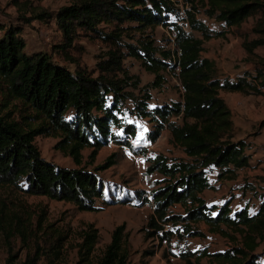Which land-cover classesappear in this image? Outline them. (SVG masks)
Masks as SVG:
<instances>
[{
	"label": "trees",
	"instance_id": "trees-1",
	"mask_svg": "<svg viewBox=\"0 0 264 264\" xmlns=\"http://www.w3.org/2000/svg\"><path fill=\"white\" fill-rule=\"evenodd\" d=\"M11 2L22 10L18 0ZM184 5L189 9L185 7L181 21L188 32L172 21L180 13L173 0H70L54 15L30 9V17L20 20L54 19L61 36L55 49L63 61L73 65V71L55 64L44 53L26 55L22 26L0 22V185H13L26 196L71 203L82 212L101 210L96 202H105L104 185L96 172L115 163L110 157L90 172L83 167L82 152L90 150L86 164L91 166L110 142L127 145L125 139L135 137V126L123 117L130 103L131 114L137 119L155 122L154 129L146 134L147 143H155L167 129L170 142L186 157L156 155L150 159L148 174L158 173L164 178L161 187L151 193L149 222L153 234L162 230L163 224L185 223L186 234L201 237L202 233L189 224L203 223L209 232L238 243L226 228L240 236V243L208 255L210 258L224 264H264V252H256L264 244V196L252 215L247 207L232 212L230 202L217 208L201 197L213 188L209 179L213 171H218V181L233 180L238 170L250 166L247 144L234 140L236 128L221 93L264 94V56L256 51L264 48V0H186ZM198 13L221 24L227 32H238L250 18H256L247 33H234L245 54L243 63L248 66L236 80L220 79L214 62L201 57L204 43L225 37L226 31L210 30L197 18ZM168 25L177 35L175 44L181 52L178 77L185 93L182 102L149 109L150 89L163 84L162 74L171 66L170 52L157 49L154 32ZM80 37L102 47L94 69L83 66L80 57L74 55L84 51L77 42ZM127 58L139 61L154 81L140 87L139 79L124 67ZM259 128L264 129V121ZM117 131H121L120 136ZM37 137L57 140L54 148L77 168L45 161L34 144ZM142 194L136 192V198ZM174 205L182 206L185 214H167ZM167 238L168 234L161 235V241ZM97 240L93 225L80 234L84 264H129L124 225L112 231L110 243L94 263ZM35 260L24 264H36Z\"/></svg>",
	"mask_w": 264,
	"mask_h": 264
},
{
	"label": "rangeland",
	"instance_id": "rangeland-1",
	"mask_svg": "<svg viewBox=\"0 0 264 264\" xmlns=\"http://www.w3.org/2000/svg\"><path fill=\"white\" fill-rule=\"evenodd\" d=\"M22 10L12 4L11 0H0V22L6 25L16 24L23 28L21 34L25 43L26 55L44 53L51 57L55 64L67 67L73 71V65L63 61L55 46L60 43V33L54 19L45 21L30 20L28 23L20 20L23 16L29 18L30 9L44 11L54 15L60 8L69 5L70 0H18ZM186 0H173L175 7L180 9L179 16L172 17L178 26H184ZM197 18L203 21L214 32H225L226 29L202 13ZM31 19V18H30ZM256 18H250L241 29L230 32L228 37L214 38L204 43L201 57L213 61L216 75L220 78L236 80L248 66L244 62V51L240 40L235 34H245ZM185 27V26H184ZM171 26L156 28L154 32L155 46L159 51H172V43L168 40L167 31ZM233 31V32H232ZM235 33V34H234ZM1 35V34H0ZM195 37H200L198 33ZM237 39V42L235 39ZM78 44L84 48L80 57L81 64L88 69H94L97 56L102 53V47L96 42H89L80 37ZM226 50V51H224ZM264 56V48L256 50ZM124 67L140 81V87L150 85L154 76L144 70L140 62L127 58ZM163 84L150 89L151 101L149 109L182 102V95L177 86V79L171 72H164ZM232 113V121L236 128L234 140H243L247 144L245 154L250 157V166L236 172L233 180H217L218 171L209 174L211 190H206L201 197L209 206L219 208L225 202H230L232 212L245 207L254 214L264 196V129L259 125L264 121V94L261 96L233 95L221 93ZM132 105L128 103L124 111V120L135 126L136 134L131 139L130 147L122 149L117 143L110 142L102 148L93 165L87 166L89 149L82 152L83 167L90 172L113 157L114 165L104 171L96 172L104 185L103 199L96 206L101 210L96 212L79 211L73 204L49 200L46 197L26 196L13 185H0V264H24L30 259H36V264H84L79 251L80 234L93 225L98 231V240L93 253V262L99 258L106 245L110 243L112 231L120 225L125 226V246L129 253V264H224L217 262L208 255L230 250L240 243V236L225 229L226 233L235 237L234 243L230 237L221 236L208 231L203 223L189 224L194 230L202 233L201 237H192L184 231L185 223H167L162 230L153 234L150 226L152 206L143 207L144 184L151 194L161 187L163 177L158 173L148 174L150 159L162 155L168 159L183 158L180 149L170 142V135L164 129L155 143L146 142V134L154 129L155 122L149 119H137L131 114ZM172 121H179L173 118ZM116 135H121L117 131ZM132 138V137H131ZM57 140L37 137L35 146L41 157L56 166L76 169L68 157L62 155L54 147ZM184 155V154H183ZM185 156V155H184ZM186 158V157H185ZM136 192H142L140 199ZM126 199V203L121 200ZM116 203V204H110ZM169 215L183 216L182 206L174 205L167 211ZM152 234V235H151ZM168 234L166 244L162 243L161 235ZM257 254L264 252V244L257 249ZM152 253V254H151ZM191 255L184 258L183 255ZM206 254L205 257H202Z\"/></svg>",
	"mask_w": 264,
	"mask_h": 264
},
{
	"label": "built area",
	"instance_id": "built-area-1",
	"mask_svg": "<svg viewBox=\"0 0 264 264\" xmlns=\"http://www.w3.org/2000/svg\"><path fill=\"white\" fill-rule=\"evenodd\" d=\"M184 26H181L182 29L184 31L188 32L187 25H184ZM167 37H168V40L172 43V46H173L172 51H170V58H169V62L171 64V66L169 67V69L167 70V72L173 73V75L176 77V79H177V86L179 88V91H180L181 95L183 96V94L185 93V90L182 87V85L180 83V80H179V77H178L179 74H180L179 61H180L181 52L176 47V44H175L176 38H177V35H176L175 30L174 29H169L167 31ZM131 139H133V138H127V139H125V142L127 143V146H129V147L132 144L131 143ZM127 146L126 145H120V147H122V149H124V150H127ZM147 186H148L147 183H145L144 184V188H143V191H144V195H143V201H144V204L143 205L144 206L143 207H149V205L152 206V197H151V194L147 190ZM162 243L166 244V241L164 240V242H162Z\"/></svg>",
	"mask_w": 264,
	"mask_h": 264
},
{
	"label": "crops",
	"instance_id": "crops-1",
	"mask_svg": "<svg viewBox=\"0 0 264 264\" xmlns=\"http://www.w3.org/2000/svg\"><path fill=\"white\" fill-rule=\"evenodd\" d=\"M229 36V34H226V37H228ZM235 39V38H234ZM235 41L237 42V39H235ZM224 51H226V50H224ZM233 95H239V94H233ZM224 101H225V103L227 104V102H226V100L225 99H223ZM227 106H228V104H227ZM229 109H230V107H228ZM231 111V110H230ZM231 115H232V113H231ZM181 157H183V158H185V156L182 154V156ZM247 168H249V167H247ZM244 169H246V168H244Z\"/></svg>",
	"mask_w": 264,
	"mask_h": 264
}]
</instances>
